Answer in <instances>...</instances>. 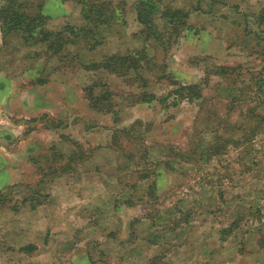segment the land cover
Listing matches in <instances>:
<instances>
[{
  "label": "rangeland",
  "instance_id": "1",
  "mask_svg": "<svg viewBox=\"0 0 264 264\" xmlns=\"http://www.w3.org/2000/svg\"><path fill=\"white\" fill-rule=\"evenodd\" d=\"M136 1L112 2L106 17L121 23L114 54H147L139 70L85 73L78 56L98 64L101 52L74 30L39 46L76 54L60 79L24 53L25 36L42 35L26 18L13 29L0 0V102L11 86L53 88L70 111L56 113L63 143L52 133L62 120L33 99L22 120L0 107V264H142L143 246L150 264H264V0L148 1L150 30L128 12Z\"/></svg>",
  "mask_w": 264,
  "mask_h": 264
},
{
  "label": "crops",
  "instance_id": "2",
  "mask_svg": "<svg viewBox=\"0 0 264 264\" xmlns=\"http://www.w3.org/2000/svg\"><path fill=\"white\" fill-rule=\"evenodd\" d=\"M16 1L20 4L24 3V5H26V6H28V5L32 6L30 8L32 10V13H31V10L29 12L27 10L26 16L31 22H33L34 26L38 25L37 27L40 30H44L46 32H54V33L63 32L65 35V32H67L68 34L70 33V30H67V29H68V27H71L73 30H76L74 38L79 36V33L82 32V38L80 39L81 42L78 43L79 46H81V48L90 50L91 52H94V51L95 52L96 51L101 52L99 57H95L94 61H96V63L104 62L107 58L112 57L114 55H116V56L118 55V54H114V52H112V50L114 49L115 46H118V44L120 43L119 42V36L117 37V32H112V33H110V32L113 31L114 29L117 30L119 28V25L121 24L119 21V18L115 22L110 20L109 22L103 23V24L94 23L92 21H89L86 18V14H85V12H86L85 8H86V4L88 1L84 2V3H82V2L80 3L78 0H57L58 4L64 8V12L61 15L49 14V16L44 14V11H45L44 6H43L44 0H16ZM19 1H21V2H19ZM115 1L116 2H119V1L124 2L125 0H100V2H110V3L115 2ZM127 1L129 2V0H127ZM142 1L148 2V1H152V0H137L135 4L128 6V12L136 15L135 16L136 22L138 24L144 26V24L139 19V5H140V2H142ZM5 2H8V0H5ZM121 11L126 12L127 6H126L125 10H121ZM40 15L45 16V19H42V21L41 20L38 21V17H40ZM122 25H124V23ZM3 26L4 25H3V22L1 21V17H0V50H2V51L5 50L3 48L4 44H5L4 36H3V34H4ZM13 31H15L14 33L17 32V30H13ZM93 35L97 36L99 38V40H97V41L92 40ZM134 36H137V35L133 34L132 44H134L133 41H135ZM25 37H26L25 43H23V44L28 49L24 53H28V51L31 52L30 56H28L29 59L32 61L33 60L37 61V62L48 59L49 61L52 62V64L49 65L50 67H48V71L50 69H51L50 71H52V74L51 73L49 74V75H51L50 78L58 76L61 79L62 77H65L66 73H65V71H63L62 66L64 64H66V62H68V60L72 59L73 56H71V55H76V54L68 55V53L63 52L60 49L57 51H54V52H50V53H46V52L42 53V52H40L39 46H40V48H43V49L45 47L49 48V45L52 44V42H56L55 37L51 38L50 40H46V39L39 40V39H37L34 42L32 41V39H29V37L27 35ZM67 40H69V37L67 38ZM74 41H76V40H74ZM21 48H23V47H21ZM115 53H118V52H115ZM1 55H4V54L0 53V56ZM78 57H79L78 68L82 69L85 73L87 71H92V70L97 71V72H103V71L109 72L105 69H93V68H91L93 61L81 59L80 56H78ZM4 66H5L4 70H2V67L0 68V73L5 74V75H10L8 72V70L10 71V68H9L10 66L9 65H4ZM39 71L43 72L44 70L43 69L42 70L36 69V70H34V74H39ZM15 74H16V72H14V75ZM16 75H18V72ZM51 81L52 80H50V82L48 84H51ZM9 89L11 90L10 97L7 98L5 100V102H0V107L2 109H8L10 106H14L15 108L18 109V114H16V116L18 115L17 117L20 118V120H22L24 117L27 118V117H31L34 115V113H33V114H30V116H28V113L22 110L23 108H26V109L29 108V103L33 99V104L36 107L38 106V108L47 109L46 111H50V112H44V113H50V117H53L54 119H58V120L61 119L62 120L61 126H59V124H57L56 128L52 129V130L55 129L54 132H52L55 135H57L58 131L59 132L61 131L59 138H56V139H59L63 143L65 142V140L70 139V137L65 136V135H70V134H68V132H64L65 129H69V128L64 129V127H65V126H63L64 125V120H63L64 118L57 116V114H60L62 116V115H67L68 113H70L69 108H68L69 102L67 100H65L64 98H62V100L59 101L61 99V97L55 101L54 96L51 93V89H53V88H16L14 86L13 87L11 86V88H9ZM40 99H49V100H52V103H51V105H45V104H41V105L39 104L38 105V101ZM12 100L14 102H12ZM10 103H11V105H10ZM80 118H81V116L78 118V125L81 123ZM61 128H63V130ZM38 137L40 138V136H37V137H35V139H38ZM77 139L78 140L81 139L80 134H78ZM77 139L75 138V141ZM78 143H80V142L78 141ZM84 144L85 143L83 142V145ZM33 149H34V146H33ZM35 149H37V148L35 147ZM25 209H27V208H25ZM28 209H30V213H31L32 217L36 216L40 213L39 212L40 210L37 209V207L36 208L30 207ZM14 220H16V218ZM45 220H48V218L46 217ZM31 222H33V224H35L33 220H31ZM142 248H143V252L141 254H139V260L142 262V264H150L149 257H150L151 252L149 253V249L147 250L148 247L145 248V246H143ZM134 249L135 248L132 249V252L134 251ZM132 259H133L132 262H134L133 257H132ZM136 262H138V261L136 260ZM129 263H131V261H129Z\"/></svg>",
  "mask_w": 264,
  "mask_h": 264
},
{
  "label": "trees",
  "instance_id": "3",
  "mask_svg": "<svg viewBox=\"0 0 264 264\" xmlns=\"http://www.w3.org/2000/svg\"><path fill=\"white\" fill-rule=\"evenodd\" d=\"M80 3H84L87 2L86 4V18L89 21H92L94 23H107L109 22L111 19H109L108 17H106V12L111 8L110 6L112 5V2H100V0H78ZM8 6L3 10V12H8V14L10 13V11H12V15L9 16V19L11 20V22H15L14 24V28L13 29H20L22 21L25 20V18L28 20L27 16L25 13L21 12L20 10L22 9V5L16 1V0H8ZM150 2H144L142 1L139 5V19L140 21L144 24V26L150 30L153 28L154 25V21L153 19L150 17V8L147 7V4ZM15 7V8H14ZM88 7V8H87ZM176 14L178 15H182L180 12H176ZM37 19V18H36ZM42 19H45V16L40 15V17H38V21H42ZM35 21V20H34ZM12 25V24H11ZM38 25L34 26L33 22H29L28 23V27L27 30L28 31H33L32 36H37L41 33V38L39 40H50L51 38L54 37H61L63 32H46L44 30H40V32H38L36 34L35 30L38 29L37 27ZM10 30V29H9ZM12 30V29H11ZM67 30L72 31V33H74L75 31L71 28L68 27ZM28 37L31 38V35H29ZM56 45V42H52V44L49 45L50 50L54 48V46ZM138 54V55H137ZM137 54H131V56H119V55H114L112 57L107 58L104 62L102 63H98V64H93L91 65V68L93 69H105L111 73L114 74H119L120 72V67L123 66V68L126 69V74H128L130 71L134 70L137 71L139 70V64H138V60L147 57V54L143 51L141 52H137ZM130 60V62H129ZM122 64V66L120 65ZM125 73V72H123ZM196 85H191L189 86V88L186 87H181L184 90H187V94L188 96H192L194 95V91L196 89ZM196 94L199 96L200 94H198V92H196ZM104 97H98V98H94V101L96 102V104L94 102L93 106L94 108L102 111V108L100 105H98L99 101ZM93 100V97H92ZM98 102V103H97Z\"/></svg>",
  "mask_w": 264,
  "mask_h": 264
}]
</instances>
